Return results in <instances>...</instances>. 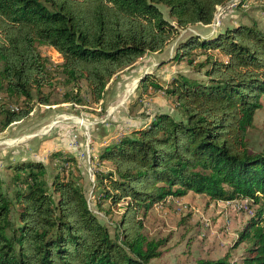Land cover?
<instances>
[{"label":"trees","instance_id":"16d2710c","mask_svg":"<svg viewBox=\"0 0 264 264\" xmlns=\"http://www.w3.org/2000/svg\"><path fill=\"white\" fill-rule=\"evenodd\" d=\"M229 1L0 0V132L25 119L34 103H98L114 76L161 52L179 31L209 25ZM38 46L58 55L56 71ZM173 58L204 78L177 74L169 82L164 92L178 118L155 114L96 156L109 165L94 173L97 205L127 201L116 234L98 222L71 173L47 182L42 162L22 159L8 165L9 196L0 179V264H151L164 242L143 234L142 216L188 191L211 201L246 198L252 212L237 240L246 242L239 263L224 257L195 264H264V148L254 152L246 143L264 94V35L255 22L212 39L190 35ZM54 73L58 99L45 91ZM148 83L158 89L140 80L143 88Z\"/></svg>","mask_w":264,"mask_h":264},{"label":"rangeland","instance_id":"374dc122","mask_svg":"<svg viewBox=\"0 0 264 264\" xmlns=\"http://www.w3.org/2000/svg\"><path fill=\"white\" fill-rule=\"evenodd\" d=\"M160 10L168 20L166 10L162 7ZM251 22L264 35V0H230L216 9L209 25L179 31L161 52L141 57L130 69L114 76L98 103L48 106L34 103L25 119L0 132V179L7 195L10 187L6 185L12 175L8 165L22 159L42 162L47 182L54 174L65 178L71 173L83 190L88 208L113 237L127 201L119 202L116 207H109L106 202L97 205L94 173L109 170L108 164L96 161L99 148L116 136L148 123L155 114L166 113L178 118L173 99L164 92L169 82L177 74L204 80L202 73L188 67L184 60L173 58L179 42L190 35L212 39L227 28L238 24L249 26ZM37 50L48 60L49 68L56 71L60 64L58 55L46 46H38ZM198 53L195 51V55ZM198 56L197 61L202 58ZM54 75L53 86L45 91L53 90L51 98L58 99L62 89ZM141 79L158 89L149 83L143 88ZM2 99L0 94V102ZM259 100L260 107L246 134L247 147L254 152L264 148V94ZM68 140H72V147L67 144ZM57 152L63 157L59 158ZM69 158L74 161H68ZM248 204L246 198L211 201L204 194L188 191L181 197L166 198L164 203L153 205L141 218L143 234L148 239L163 240L164 245L159 258L151 264H195L199 260L224 257L239 263L246 242L237 240L252 216Z\"/></svg>","mask_w":264,"mask_h":264},{"label":"built area","instance_id":"2783aa9c","mask_svg":"<svg viewBox=\"0 0 264 264\" xmlns=\"http://www.w3.org/2000/svg\"><path fill=\"white\" fill-rule=\"evenodd\" d=\"M73 145V144H72ZM72 145H71V147H72ZM70 146V145H69Z\"/></svg>","mask_w":264,"mask_h":264},{"label":"crops","instance_id":"0c3cea01","mask_svg":"<svg viewBox=\"0 0 264 264\" xmlns=\"http://www.w3.org/2000/svg\"><path fill=\"white\" fill-rule=\"evenodd\" d=\"M69 141V140H68ZM68 143V142H67Z\"/></svg>","mask_w":264,"mask_h":264}]
</instances>
